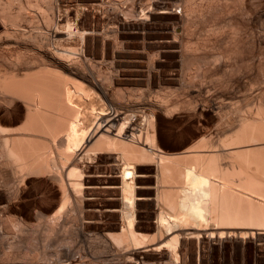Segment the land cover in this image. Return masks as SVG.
<instances>
[{
  "label": "bare ground",
  "instance_id": "1",
  "mask_svg": "<svg viewBox=\"0 0 264 264\" xmlns=\"http://www.w3.org/2000/svg\"><path fill=\"white\" fill-rule=\"evenodd\" d=\"M98 5L0 0V264H21L19 259H27L30 249L22 255L18 250L29 248L37 237L48 242L59 236L55 242L68 245L70 239L79 242L96 228L101 236L93 233L90 246L85 244L92 258L104 257L102 263L97 258L101 264H196L199 245L215 257L235 251L241 264H264L252 255L254 232L264 231V0H118L113 8L105 4L112 15L101 11L109 15L105 18L112 27L91 21L84 25L82 17L100 22L94 13L103 7ZM117 5L127 7L116 11ZM164 16L171 22L166 34L148 43L142 57L154 64L175 53L187 69L183 75L194 72L187 79L191 86L207 75L235 80L219 85L233 96L223 107L228 119L234 114L232 120L219 117L216 123L223 120L226 129L219 127L216 138L205 130L192 145L172 152L162 145L166 127L171 133L179 130L185 126L182 113L186 120L191 106L205 112L204 105L186 101L187 91L184 99V93L161 91L165 88L158 85L163 93L156 92L145 110L136 104L137 96L136 106L129 109L117 88L122 69L116 71V80L114 75L112 82L110 78V88L105 87L111 70L103 85L100 79L106 76L97 79L95 72L101 62L93 59V50L102 47V58L112 67L115 59L131 53L130 32L134 36L149 31ZM234 76L245 80L240 84ZM197 83L204 92L205 83ZM10 113L13 118L7 120L4 115ZM179 155L191 159L179 160ZM153 176L157 187L150 192L146 185ZM242 188L252 194H242ZM98 194L105 195L100 203L94 199ZM144 205L152 210L140 211ZM174 229L180 232L168 237ZM45 244V251L51 248ZM37 248H32L34 254ZM63 249L61 253L72 258L70 264L85 259ZM47 251L29 257L27 263H49L53 256ZM56 255L51 260L58 264L64 255L62 260Z\"/></svg>",
  "mask_w": 264,
  "mask_h": 264
},
{
  "label": "rangeland",
  "instance_id": "2",
  "mask_svg": "<svg viewBox=\"0 0 264 264\" xmlns=\"http://www.w3.org/2000/svg\"><path fill=\"white\" fill-rule=\"evenodd\" d=\"M81 1V2H80ZM103 1L104 0H96V1H94V0H79V3L80 4H83V5H86V6H89V7H97L96 6V4L98 5V7H101V6H103V7H101V8H97V10L98 9H101L100 10V12L102 11H104L103 13H108L109 15H112L110 12H107V7H108V5H112V7L111 8H113V2H116V1H118V0H112L113 2L111 3V0H109L108 2L105 0L104 2V4H103ZM102 4H101V3ZM111 3V4H108L107 5V3ZM89 3V4H88ZM93 5L94 3H95V5L94 6H90L91 4ZM105 4L107 5V7L105 6ZM104 6H105V8H104ZM118 7L116 8V6L114 7L115 9H116V11H120L121 9H123L121 6H124V9H125V7H127L126 5H117ZM109 8V7H108ZM119 8H120V10H119ZM103 9V10H102ZM105 9V10H104ZM106 11V12H105ZM97 12H98V14H97ZM96 12V10L94 11V13H96L95 15L98 17V18H100V22H97V21H95V18H91V20H87V19H83V17H82V19H80V20H82L81 22H83L84 23V25H89L90 24V21L92 22L91 23V25H95V22L97 23V24H101V26H105V28L108 26V27H112V24H110L109 22H107V17L109 16L108 14L104 17V14L101 12V15H100V12L99 11H97ZM146 12V11H145ZM93 13V14H94ZM100 15V16H99ZM124 17H123V16ZM94 16V15H93ZM102 16L105 18V21H104V18H102ZM121 16L123 17V18H125V15L124 14H122L121 13ZM128 18V17H127ZM78 18H77V22L78 21H80ZM87 20V21H86ZM103 20V21H102ZM101 21H102V23H101ZM93 22H94V24H93ZM106 22H107V24H106ZM164 22V23H163ZM168 22V23H167ZM154 24H155V26L152 24V29H150L149 31H145V32H140V34L137 32V33H134V36H132L133 35V32H130L129 33V39H128V41H130L129 42V47H130V49H129V52L131 51V53H127V54H125V55H123V57L121 56V57H118L117 58V60L115 59V62H113V66H115V69H114V67L112 66V67H110L109 68V66H110V63L112 64V62H108L107 61V63L105 62L106 60H104L102 57H103V50H102V47H101V49H100V47L99 48H96V49H94L93 50V53H95L94 54V56H93V59H96L95 61H97V62H101L102 63V65H101V63L100 64H97L96 65V67H102V69L103 68H107L106 70L105 69H103V70H101L102 72H100V69H101V67L100 68H98V69H95V72H96V74H97V76H96V78L97 79H100L101 78V76L102 75H105L106 76V71H110L109 72V74H110V76H109V81H108V75L106 76V78H103V81H102V79H100V80H98V82L100 81L102 84H103V82H104V79H106V81L105 82H107V84L106 83H104L106 86L105 87H109L110 88V85L108 86V83H111L113 80H112V78L111 77H113V75H114V80H116L117 79V75H116V71L118 70V71H120V69H122L121 71H120V73L119 74H121V75H119L118 74V71H117V74H118V80L119 79H122V80H120V85L119 86H117V88H119L120 90H122V92L120 93V94H122V93H124V94H122L123 96V99H124V96H125V98H126V101H125V99H124V101L125 102H127V100H128V102H127V104H125V105H130L129 107V109H132V107H134V105L136 106V104L141 108H143V106H144V110H145V108L147 107V104H148V102L150 101V100H152L153 101V99H155V97H153V96H155V95H157L156 94V92L158 93V91H159V94H161V93H163V92H161L160 93V90L161 89H163V88H165V89H163V90H161V91H164V90H166L165 92H167V90H175L176 92L175 93H177V94H180V93H184L183 94V98H184V96L186 97V91L188 92V94L190 95H187V96H189V98L187 97L186 98V101H192L193 102V104L194 103H196V101L199 103V104H201V105H204V109H205V112H204V110H203V108L202 107H200V108H202V109H199L198 107H196V109H194V105L193 106H191L190 107V109L191 110H189V111H192V113H190V112H188V114H187V118L189 119V117H190V119L188 120V119H186L185 120V113L183 112H181L182 114H184V116H183V121H181V123H182V125H183V122H185L184 124H185V126H182V127H180V128H178L179 130H174V129H177V128H173V126H172V133L170 132V126L168 125L167 127H166V129L170 132V134L171 135H169V132L167 131V130H165V133L167 134H164V142H163V144L162 145H164L169 151H178V150H181L182 148H184V147H186V146H189V145H192L194 142H195V140H197V137H200V135H202V133L204 134V133H206L207 131L208 132H210V134H212L213 135V137L214 138H216L217 137V134L219 133V131H221V130H225L226 128H223L224 126H225V122H222L224 119H226L225 121L227 122V120H229L230 118V120H232V118H233V116H234V114L233 115H231L230 117H229V119L227 118L229 115L228 114H226V116H224V114L226 113V109L225 108H223V107H225V104L230 100V98L231 97H233V96H231V94H229L228 92H226V93H224L225 91H221V89H220V87H219V85H226V83H234L235 82V80H234V78L232 77H228V76H226V78L224 77V76H219V75H217V76H210V75H207V76H203L204 78H202V80L200 79V77L198 78V77H196V78H198L197 79V82H202V83H205V87H204V92H200L199 91V86H197V85H200V83L198 84L196 81V83H195V85L194 84H192V86H191V83L189 82V83H187L188 81H187V79H192L193 78V76H194V72H192V74H190L189 75V70L187 71V73H185L186 74V79L184 78L185 77V74L183 75V73L185 72V70H187L186 68L185 69H183L182 68V61L178 58V57H176V54L175 53H171L173 56H171V54H169L170 55V57H169V55L167 56V57H165L163 60H165V61H158V60H156V61H154V64L152 63V62H150V60H148L147 58H144V57H142L143 56V52L141 53V51H147V47H148V45L149 44H151V43H153V42H156V41H159V39L160 38H162V37H164V35L166 34L165 32H166V28L169 26V23L171 24V22L167 19V17L166 16H164V17H160V18H158L157 20H155L154 22H153ZM162 24V25H161ZM168 24V25H167ZM158 27V28H157ZM149 43V44H148ZM143 45V46H142ZM146 45V49L144 48V46ZM138 48V49H137ZM132 49V50H131ZM134 49V50H133ZM140 49V50H139ZM137 51V52H136ZM133 53V54H132ZM137 53V54H136ZM142 54V55H141ZM98 55H99V57H98ZM102 55V56H101ZM140 55V56H139ZM126 56V57H125ZM98 57V58H97ZM171 57H173V58H171ZM178 58V59H177ZM119 59V60H118ZM138 59V60H137ZM140 59H142V60H140ZM147 59V60H146ZM162 59H159V60H162ZM169 61H168V60ZM171 59L173 60V61H171ZM175 59V60H174ZM121 60V61H120ZM130 60V61H129ZM134 60H135V62H134ZM137 60V61H136ZM140 60V61H139ZM145 62H144V61ZM149 61V62H148ZM180 63H179V62ZM117 62H119V63H117ZM123 62V63H122ZM157 62V63H156ZM164 62V63H163ZM169 62V63H168ZM108 64V65H105L104 66V64ZM115 63V64H114ZM127 65H126V64ZM133 65H132V64ZM143 63V64H142ZM163 63V64H162ZM118 64V65H117ZM148 64H149V69H147L148 68ZM154 67H152L151 65ZM156 64L158 65V66H156ZM179 64L181 65L180 67H179ZM131 65H132V67H131ZM104 66V67H103ZM107 66V67H106ZM151 66V67H150ZM156 66V67H155ZM117 67H118V69H117ZM122 67V68H121ZM126 67V68H125ZM120 68V69H119ZM153 68V69H152ZM159 68V69H158ZM114 69V71L112 72V70ZM123 69L126 71H123ZM132 71H130V70ZM140 69V70H139ZM145 69V70H144ZM152 69V70H151ZM156 69V70H155ZM158 69V70H157ZM183 71H182V70ZM136 70V71H135ZM137 70H139V71H137ZM146 71V72H144V71ZM147 70H151V71H147ZM155 70V71H154ZM160 70V71H159ZM180 70V71H179ZM152 71H154V72H152ZM182 71V72H181ZM191 71L192 70H190V73H191ZM148 72H150V73H148ZM182 74H181V73ZM113 73V74H112ZM133 73V74H132ZM98 74H100L99 76H98ZM137 74V75H136ZM153 74V75H152ZM159 74V75H158ZM180 74L181 75H183L184 77H182V76H180ZM148 75V76H147ZM150 75V76H149ZM188 75V76H187ZM193 75V76H192ZM201 75V74H200ZM105 76H102V77H105ZM116 76V77H115ZM119 76H120V78H119ZM129 76L131 77V78H129ZM152 76V77H151ZM192 76V77H191ZM124 79H123V78ZM147 77V78H146ZM150 77V78H149ZM180 77H182L181 79H183L184 78V80H182L181 81V79H180ZM214 77H216V78H214ZM235 77V79L237 80L238 78H239V80H240V84H242L243 82H244V80H245V78H241V77H243V76H241V77H238V76H234ZM110 78H111V82H110ZM128 78V79H127ZM136 78V79H135ZM140 78V79H139ZM149 78V80H147ZM159 78V79H158ZM196 78H194L195 80H196ZM132 79V80H131ZM150 79H151V81H150ZM157 79V80H156ZM168 79V80H167ZM172 79H173V81H172ZM200 79V80H199ZM203 79H204V81H203ZM228 79V80H227ZM130 80V81H129ZM136 80V81H135ZM170 80H171V82H170ZM185 80H186V82H185ZM208 80V81H207ZM220 80H222V81H220ZM226 80V81H225ZM231 80V81H230ZM242 80V81H241ZM150 81V82H149ZM161 81V82H160ZM170 83H168V82ZM176 81H178V82H176ZM184 81V87L181 85L182 84V82ZM190 81V80H189ZM212 81V82H211ZM147 82V83H146ZM149 82V83H148ZM175 82V83H174ZM192 82V81H191ZM209 82H210V84H209ZM214 82H215V84H214ZM226 82V83H225ZM153 83V84H152ZM168 83V84H167ZM174 83V84H173ZM185 83H187L188 84V86H187V84H185ZM193 83V82H192ZM103 84V85H104ZM113 84V83H112ZM147 84H150V85H148L147 86ZM152 84V85H151ZM161 84V85H160ZM173 84V85H172ZM161 87V89H160V87ZM187 86V88H186V86ZM190 85V86H189ZM210 85H213V88H212V86H210ZM149 86H151V87H149ZM158 86V87H157ZM193 86H197V88L196 87H193ZM202 86H204V85H202ZM209 87V92L208 91H205V89H206V87ZM215 86V87H214ZM210 87H211V89H210ZM217 87V88H216ZM158 88V89H157ZM181 89V90H180ZM185 90V92H184V90ZM187 89V90H186ZM181 92H180V91ZM198 90V91H197ZM200 90H202L203 91V87H202V89H200ZM212 90H213V92H212ZM218 90V91H217ZM168 91V92H169ZM169 92V93H171V94H173L174 92ZM217 91V92H216ZM164 92V93H165ZM174 93V94H175ZM158 94V95H159ZM225 94V95H224ZM228 94V95H227ZM230 95V96H229ZM132 96V98H133V100H137L138 98H136L135 97V99H134V97L133 96H137V97H139V102H137L136 100L135 101H132V99H130V97ZM180 96H182V95H180ZM179 96V97H180ZM174 98H176V99H178V97H174ZM183 98H179L180 99V101L183 99ZM235 98H236V96H235ZM176 99H175V101H176ZM178 99V100H179ZM185 99V98H184ZM190 99V100H189ZM131 100V101H130ZM174 100V99H173ZM177 100V101H178ZM195 101V102H194ZM223 101V102H222ZM137 102V103H136ZM134 103H136V104H134ZM140 103V104H139ZM147 103V104H146ZM150 103V102H149ZM198 103H196V104H198ZM146 106V107H145ZM192 109H194V110H192ZM197 109H199L198 110V113L200 112V110L201 111H203V112H201V115L200 114H198L196 111H197ZM196 110V111H195ZM228 110V109H227ZM182 111V110H181ZM196 113H195V112ZM186 113H187V111H186ZM202 113H203V115H202ZM9 116V117H8ZM223 116H224V118H223ZM4 117L7 119V120H10V119H12L13 118V115L10 113V114H6V116L4 115ZM219 117H222L221 119H223V120H221V122L219 121V124H216V123H218V120L217 119H219ZM226 117V118H225ZM225 123V124H224ZM5 124V123H4ZM222 124H224L223 126H222ZM5 125H7V126H14V127H18L20 124L19 123H16V126H15V124L14 125H11V124H8V123H6ZM216 125H221V126H218V129H217V126ZM214 126H216L215 128H216V130H214L215 128H214ZM226 126H227V124H226ZM185 127V128H184ZM219 127H222V129L220 130V128ZM169 128V129H168ZM212 128V129H211ZM182 129V130H181ZM201 130H204V132L203 131H201ZM205 130H207V131H205ZM168 133H167V132ZM174 131V132H173ZM176 131V132H175ZM200 131V132H199ZM212 131V132H211ZM214 132H216V134L214 133ZM218 132V133H217ZM196 133H197V135H196ZM199 133V134H198ZM201 133V134H200ZM192 135H194V136H192ZM195 136H196V139H195ZM194 140V141H193ZM168 142V143H167ZM167 145V146H166ZM180 156H182V155H179V156H177V158H179ZM176 158V159H177ZM181 158H184L185 159V161H187L186 159H191V156H183V157H181ZM181 158H179V160H181ZM185 161H183V162H185ZM189 161V160H188ZM145 169V168H144ZM150 171V172H152L153 170L151 169V168H149V169H145V171ZM152 170V171H151ZM115 175H117L118 176V174H113L112 175V177H114ZM150 178H151V180H150ZM152 179H154V181L152 180ZM148 180V179H147ZM149 180L151 181V183H152V185H154L155 186V188H152V185L150 184V181H149V183H148V185H146L147 183H146V179H145V181L143 180V184H145L147 187H149L148 188V190L150 191V192H152L151 190H153V189H156V183H155V177L153 176V177H149ZM151 186V187H150ZM153 186V187H154ZM34 189H36V188H34ZM35 191V190H34ZM239 191H241L242 192V194H248V195H251L252 193L249 191V190H246V189H244V188H242V189H239ZM99 196H101V197H99V196H94V199L96 200V198L98 197V199L96 200V201H98L99 203H100V201L102 200H104V196H103V194H98ZM102 196H103V198H102ZM102 198V199H101ZM101 201V202H102ZM143 208L142 209H140V211L142 210V212H144V213H148V212H150L151 210H152V208H150V207H152V206H150V207H148V206H146V205H144V206H142ZM147 209H150V210H147ZM71 221H73L72 219H70ZM70 221V222H71ZM71 223H73V224H75V222H71ZM70 223V225H73V224H71ZM69 224H68V226H69V228L71 227ZM73 227H74V225H73ZM72 227V228H73ZM95 230H96V232H95ZM91 231H89V232H87L86 234H87V238H84V239H82V237H81V239L80 240H76V241H79V242H75L74 240L76 239V238H72V239H70L71 241H73V242H70V240H69V244L67 245H62V244H60L59 243V245H58V243L57 242H55V239H57V237H58V239L57 240H59V236H54V238L52 237L51 238V240L50 239H48L50 242H52V244L48 241V242H46V239H45V237H44V241L46 242V244H45V242L43 241L42 242V236L39 238V239H41V241H39L38 240V237H37V239H34V242H35V240H38L37 241V243L35 244L34 242H32V243H30L29 242V245L27 244V246L29 247V248H26V244H24V248H26V250L22 247L21 249H19L18 250V254H27L29 251H30V253L29 254H27L28 255V258L30 257L31 259L33 258V259H35V258H37L38 256V254L41 252V254H40V257L42 256V251H43V254H44V252L46 253V251L47 250H49V249H52L53 248V250H50L51 251V254H52V256H53V258H55V260H56V257H55V255L56 254H61V255H59V257L61 256H63L64 254L63 253H61V251H62V247H64V249L63 250H68V248H70V250H68V252L69 253H71L72 254V256H74L75 254H77L76 256H78V254L80 253V258H81V256H82V259H80L81 261L84 259V257H85V259L81 262V264H101L102 262L100 261V260H102L103 261V259H104V257H102L101 255H98V256H101V257H97V255H95V254H93L94 256H96L95 258H96V262L95 261H91V260H93V258H94V256H93V258L91 257V255H90V249L88 248L90 245V242L88 241V240H90V238L92 237V238H95V236L97 237H99V236H101V234H100V230H98L97 228L96 229H92V232L90 233ZM97 232H99V234L97 233ZM178 232H180V230L179 229H174V230H172L171 231V233H169V234H167V236L168 237H171V236H173V235H177L178 234ZM261 232V234H259ZM262 232H264L263 230L261 231H259V233H258V231H255L254 233H255V237H254V239L252 240V244H253V246L255 245V247H254V249H253V252H252V255H253V257H254V259H255V261H258L259 259L261 260V261H264V235H262L263 233ZM92 235H90V234ZM93 233H94V235H93ZM96 233V234H95ZM258 233V234H257ZM70 234V233H69ZM68 233H67V236H66V238H70L71 236L69 235ZM86 234H85V237H86ZM69 235V236H68ZM88 235H90V236H88ZM215 235V234H214ZM212 236V237H215V239H217V237H216V235L215 236ZM230 236H232V235H230ZM235 236H237V235H235ZM56 237V238H55ZM90 237V238H89ZM224 238L226 237V236H223ZM248 238H249V236H247ZM247 237L245 238V239H247ZM259 237H260V239H259ZM78 238V237H77ZM183 238V237H182ZM181 238V236H180V240L182 239ZM235 238V237H234ZM237 238V237H236ZM54 241H53V240ZM213 239V238H212ZM56 240V241H57ZM87 240V241H86ZM94 239H92V241H93ZM31 241H33V240H31ZM82 241H83V243H82ZM67 242H68V240H67ZM85 242H86V244L88 243V247H86V244H85ZM254 242V243H253ZM35 244V246H33L35 249L37 248V245H39L38 246V248H37V250H38V254H37V252H36V254H34L35 253V251H34V249H32L33 247L30 245V244ZM56 243V244H55ZM73 243V244H72ZM78 243V244H77ZM94 243V242H93ZM42 244H45V246L47 247L48 246V244H51V248H50V245L46 248L47 250L45 251V247L42 245ZM76 244V245H75ZM84 244V245H83ZM40 245H42V247L40 246ZM52 245H53V247H52ZM55 245V246H54ZM56 245H58V247H60L61 246V248H59V250L57 249V247H56ZM78 245H82V247H79ZM71 246L73 247V250L71 251ZM76 246V247H75ZM40 247V248H39ZM58 250V251H60V252H58V251H56V249ZM67 249H66V248ZM75 247V248H74ZM199 247V257L198 256H196L195 258V262H197L196 264H198V260H199V264H212V261H213V264H241V255L240 254H238V253H236L235 251H233V252H228V253H222L221 252V254H219L217 257H215V256H213L212 255V253H210V251H209V249H207V247L206 246H202V248L200 249V245L198 246ZM79 248H80V250H79ZM30 249V250H29ZM40 249H41V251H40ZM43 249V250H42ZM76 249L78 250V251H80V252H78L77 253V251H76ZM164 249H166V247L164 246L163 248H162V250H164ZM27 250H29L28 252H27ZM36 250V251H37ZM74 250H75V254H74ZM85 252H84V251ZM89 250V251H88ZM201 250V251H200ZM22 251V252H21ZM31 251H34L33 253L31 252ZM40 251V252H39ZM50 251H47V252H49V254H50ZM53 251H56V254H54V252ZM209 251V252H208ZM21 252V253H20ZM53 252V253H52ZM67 252V254H69ZM83 254H82V253ZM204 252V253H203ZM32 253V255H33V257H32V255H30ZM46 254H48V253H46ZM74 254V255H73ZM202 254V255H201ZM30 255V256H29ZM34 255H35V257H34ZM201 255V256H200ZM203 255H204V257H203ZM213 257H212V256ZM37 256V257H36ZM51 256V257H52ZM57 256V255H56ZM89 256V257H88ZM23 257V256H22ZM58 257V256H57ZM61 257H60V260H64L65 258H66V260L65 261H63L62 260V262H65L64 264H70L71 262H70V259H72L71 258V256H66V254L62 257V259H61ZM86 257H88V260H87V258ZM27 258V259H28ZM53 258H48L49 260V263H46V261L47 260H45L44 262V264H50V262L52 261L51 259H53ZM91 258V259H90ZM97 258H100L99 259V261L101 262V263H99V261L97 260ZM199 258V259H198ZM214 258V259H213ZM26 258H22V260L21 259H19V261L21 262V264H24V263H27L30 259H26ZM198 259V260H197ZM211 259H213V260H211ZM215 259H217V260H215ZM55 260H53L52 262H53V264L55 263ZM87 260V261H86ZM230 260V261H229ZM31 261V260H30ZM66 261H68V262H66ZM86 263H85V262ZM88 261H91V262H88ZM209 261V262H208ZM52 262H51V264H52ZM57 262V261H56ZM61 261H60V263H59V261H58V264H63ZM216 262H218V263H216ZM131 263H133V264H139V262H136V263H134V261L133 260H131ZM28 264V263H27ZM55 264H57V263H55Z\"/></svg>",
  "mask_w": 264,
  "mask_h": 264
}]
</instances>
